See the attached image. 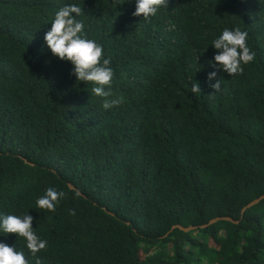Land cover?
Here are the masks:
<instances>
[{
  "label": "trees",
  "instance_id": "16d2710c",
  "mask_svg": "<svg viewBox=\"0 0 264 264\" xmlns=\"http://www.w3.org/2000/svg\"><path fill=\"white\" fill-rule=\"evenodd\" d=\"M125 2L0 0V213L29 212L48 245L0 242L28 264H264V200L241 213L264 195V0H168L146 21ZM71 3L111 58L117 108L45 47ZM225 27L256 53L242 75L209 65ZM48 187L66 193L54 212L36 206ZM217 217L239 223L170 232Z\"/></svg>",
  "mask_w": 264,
  "mask_h": 264
},
{
  "label": "clouds",
  "instance_id": "9594fccd",
  "mask_svg": "<svg viewBox=\"0 0 264 264\" xmlns=\"http://www.w3.org/2000/svg\"><path fill=\"white\" fill-rule=\"evenodd\" d=\"M167 4L168 0H135L133 14L137 17L143 16L146 21L155 17ZM84 14L83 8L77 3L65 4L58 9L50 30L44 34L45 47L51 51L53 57L71 63L72 75L76 77L77 82L91 84V94L101 98V107L108 111L124 104L125 97L115 95L112 91L115 71L111 66V58L105 56L101 44L88 38L85 22L80 19ZM247 41V31L238 27H225L211 40V47L216 50V54L214 61H209V65L231 77L242 75L244 66L254 62L256 58V53L248 46ZM207 79L214 94L222 90L224 80L217 79V71L208 73ZM191 93H201V85L198 82L191 84ZM65 195L63 190L48 187L36 200V206L54 212ZM70 214L75 216V210H71ZM33 221L34 217L29 215V212L22 215L0 213V234H16L18 238H23L27 249L36 255L46 249L48 241L38 235L37 229L33 228ZM0 264H28V260L24 251L0 242Z\"/></svg>",
  "mask_w": 264,
  "mask_h": 264
},
{
  "label": "water",
  "instance_id": "95a60500",
  "mask_svg": "<svg viewBox=\"0 0 264 264\" xmlns=\"http://www.w3.org/2000/svg\"><path fill=\"white\" fill-rule=\"evenodd\" d=\"M71 188L73 189H77L75 188L72 184L70 185ZM264 200V195L256 198L255 200H253L252 202L248 203L243 209H242V215H244L246 213L247 210L251 209L252 207L258 205L260 202H262ZM220 221H233L235 223H239V221H234L232 218L230 217H217V218H214L212 220H210L208 223L204 224V225H200V226H189V227H185V226H182V225H176L174 226L170 232L176 230V229H180L184 232H190V231H193V230H197L199 228L201 229H205V228H208L210 227L211 225H214Z\"/></svg>",
  "mask_w": 264,
  "mask_h": 264
}]
</instances>
